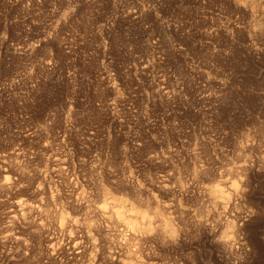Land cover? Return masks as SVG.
Instances as JSON below:
<instances>
[{
  "label": "rangeland",
  "instance_id": "374dc122",
  "mask_svg": "<svg viewBox=\"0 0 264 264\" xmlns=\"http://www.w3.org/2000/svg\"><path fill=\"white\" fill-rule=\"evenodd\" d=\"M129 254L264 264V0H0V264Z\"/></svg>",
  "mask_w": 264,
  "mask_h": 264
},
{
  "label": "bare ground",
  "instance_id": "6f19581e",
  "mask_svg": "<svg viewBox=\"0 0 264 264\" xmlns=\"http://www.w3.org/2000/svg\"><path fill=\"white\" fill-rule=\"evenodd\" d=\"M259 23H260V22H258V24H259ZM232 186H233V185H232ZM217 187H218V186H217ZM236 187H237V186H236ZM218 188H219V187H218ZM212 189H213V188H212ZM212 189H211V191H213V192L216 191V187H215V190H212ZM220 189H221V188H220ZM233 189L235 190L234 187H233ZM221 190H223V189H221ZM218 191H219V190H218ZM218 191H217V192H218ZM217 192H216V193H217ZM219 192H220V191H219ZM221 192H222V191H221ZM223 192H225V191L223 190ZM235 193H236V192H235ZM214 194H215V193H214ZM219 194H220V193H218L217 196H219ZM237 194H238V193H237ZM213 196H214V195H213ZM224 196H225V195H224ZM230 196H231V195H230ZM220 197H221V196H220ZM220 197H219V198H220ZM222 197H223V196H222ZM222 197H221V198H222ZM107 198H108V197H107ZM214 198H217V197H214ZM221 198H220V199H221ZM223 198H224V199H221V201H220L219 203L217 202V200L215 201V203L217 202L218 205L223 204L222 207L224 208V207H227V205H228V203H229V201H230V198H226V196L223 197ZM212 199H213V197H212ZM217 199H218V198H217ZM231 199H232V198H231ZM214 200H215V199H214ZM106 202H107L106 204H107L109 207H113V208H115L116 206H118V205H120V204L123 203L121 200H118L117 203H116V202H113V201H106ZM119 202H120V203H119ZM20 203H21V202H20ZM220 203H221V204H220ZM23 204H24V203H23ZM23 204H22V206H23ZM106 204H105V208H104V206H102V209H101L102 211H105V209L107 208V205H106ZM103 208H104V209H103ZM135 208H136V207H135ZM135 208H134L133 210H135ZM139 209H140V208H139ZM139 209L135 210L136 213H137V212L140 213L139 215H141V216L144 218V217L146 216V213H145L146 210H145V211H140ZM126 210H127V209H126ZM142 210H143V209H142ZM213 210H214V209H213ZM131 211H132V210H131ZM135 211H134V212H135ZM118 212H119V211H118ZM118 212H116L115 215H117ZM138 213H137V214H138ZM101 214H102V215H108V216L111 215V214H106L105 212H101ZM128 214H129V213H128ZM128 214H127V215H128ZM132 214H133V212H132L130 215L132 216V218H134L135 215L133 216ZM134 214H135V213H134ZM137 214H136V215H137ZM149 214H150V213H149ZM112 215H113V211H112ZM112 215H111V216H112ZM125 215H126V214H125ZM127 215H126V216H127ZM111 216H109V217L111 218ZM131 216H130V217H131ZM137 216H138V215H137ZM206 216H207V215H206ZM122 217H123V216H122ZM61 218L63 219V216H61ZM64 218H65V217H64ZM138 218H139V216H138ZM130 219H131V218H130ZM144 219H145V218H144ZM144 219H143V220H144ZM206 219H207V218H206ZM64 220H65V219H64ZM134 220L137 221V219H134ZM140 221H141V220H140ZM149 221H150V219H149ZM149 221L147 220L148 223H146V224H145V223H142L143 221H141L140 223L145 224V225H144V226L142 225V226H141L140 228H138L137 230H139V229H140V231H142V229H143L144 231H148V230H150V229H151V225H152L153 223L150 225L149 223H150L152 220H151L150 222H149ZM160 221H161V220H160ZM138 222H139V221H138ZM145 222H146V221H145ZM154 222H155V221H154ZM166 222H167V221H166ZM140 223H139V224H140ZM125 225H126V224H125ZM156 225H157V224H156ZM163 225H164V224H163ZM161 227H162L163 229L167 228L165 225H164L165 228H164L163 226H161ZM161 227H160V228H161ZM141 228H142V229H141ZM160 228H159V229H160ZM162 228H161V229H162ZM132 229H134V228H132ZM161 229H160V230H161ZM135 230H136V229H135ZM137 230H136V231H137ZM132 231H133V230H132ZM140 231H139V232H140ZM162 231H163V230H162ZM162 231H161V232H162ZM167 231H168V230H167ZM169 231H170V229H169ZM139 232H138V234H139ZM142 232H143V231H142ZM164 232H165V231H164ZM134 233H135V232H134ZM144 233H146V232H143V233H142V236H145ZM158 233H159V232H158ZM131 234H132V233H131ZM146 234H148V233H146ZM224 234H225V233H224ZM136 235H137V234H136ZM139 235H141V234H139ZM226 235H227V234H226ZM142 236H141V237H142ZM227 236H228V235H227ZM138 237H139V236H138ZM138 237H136L137 239H135V238H134V239L140 242L141 239H139ZM171 237H172V236H171ZM171 237H170V238H171ZM224 237H225V236H224ZM125 238H126V237H125ZM125 238H124V239H125ZM127 238H128V237H127ZM149 238H150V237H149ZM162 238H163V237H162ZM170 238H169V239H170ZM124 239H123V240H124ZM131 239H132V238H131ZM134 239H133V240H134ZM138 239H139V240H138ZM142 239H143V238H142ZM163 239H164V238H163ZM128 240H129V239H128ZM228 240H229V239H228ZM228 240H227V241H228ZM126 241H127V240H126ZM137 241H136V243H137ZM164 241H165V240H164ZM223 241H224V240H223ZM225 241H226V240H225ZM162 242H163V241H162ZM176 242H178V241H176ZM221 242H222V241H221ZM136 243H135V244H136ZM178 243H179V242H178ZM135 244H134V245H135ZM137 244H138V243H137ZM150 244H151V243H150ZM164 244H165V243H164ZM126 245H127V244H126ZM130 245H131V244H130ZM178 245H179V244H178ZM132 246H133V245H132ZM148 246H149V245H148ZM135 248H136V247H135ZM126 249H127V248H126ZM129 249H131V248L129 247ZM133 249H134V248H133ZM146 249H147V247H146ZM152 249H153V248H152ZM224 249H225V248H224ZM153 250H154V249H153ZM134 251H135V252H132V254H133V253H134V254L136 253V250H134ZM137 251H138V250H137ZM138 253H139V252H138ZM144 253H145V252H144ZM132 254H129V255H130V258H129V259H130V260L126 261V264H137V258H136V256H135L136 259H135L134 257H131ZM134 254H133V255H134ZM146 254H147V253H146ZM133 255H132V256H133ZM138 256H140V255H137V257H138ZM138 258H139V257H138ZM142 259H143V258H142ZM124 260H125V258H124ZM135 260H136V261H135ZM140 260H141V259H140ZM122 261H123V260H122ZM122 261H121V262H122ZM144 262H145V260H144ZM150 263H151V262H149V264H150ZM143 264H144V263H143Z\"/></svg>",
  "mask_w": 264,
  "mask_h": 264
},
{
  "label": "clouds",
  "instance_id": "9594fccd",
  "mask_svg": "<svg viewBox=\"0 0 264 264\" xmlns=\"http://www.w3.org/2000/svg\"><path fill=\"white\" fill-rule=\"evenodd\" d=\"M227 239H232V237H226Z\"/></svg>",
  "mask_w": 264,
  "mask_h": 264
}]
</instances>
